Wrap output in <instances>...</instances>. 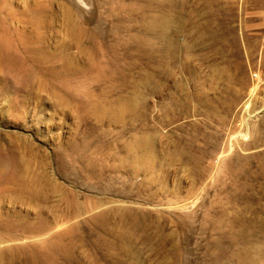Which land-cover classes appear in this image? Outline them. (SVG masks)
<instances>
[{"label":"rangeland","instance_id":"rangeland-1","mask_svg":"<svg viewBox=\"0 0 264 264\" xmlns=\"http://www.w3.org/2000/svg\"><path fill=\"white\" fill-rule=\"evenodd\" d=\"M6 1L0 264H264V0Z\"/></svg>","mask_w":264,"mask_h":264},{"label":"bare ground","instance_id":"bare-ground-1","mask_svg":"<svg viewBox=\"0 0 264 264\" xmlns=\"http://www.w3.org/2000/svg\"><path fill=\"white\" fill-rule=\"evenodd\" d=\"M42 11H44V9L40 10V13H42ZM1 18H3V25L0 26V31L1 33H3V37L0 36L1 42H11L8 32L16 34L19 37L17 41H21L26 38V35L22 30L30 25L32 21L31 18H17L16 21L18 22V25H16L15 23L14 24L16 26H14V24L12 25V19H16L14 17L13 10L6 0H0V19Z\"/></svg>","mask_w":264,"mask_h":264}]
</instances>
